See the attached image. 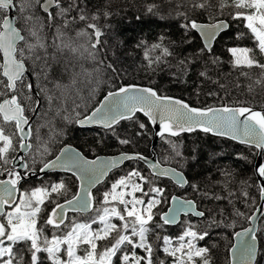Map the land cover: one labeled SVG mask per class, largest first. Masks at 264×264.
Masks as SVG:
<instances>
[{
    "label": "trees",
    "instance_id": "obj_1",
    "mask_svg": "<svg viewBox=\"0 0 264 264\" xmlns=\"http://www.w3.org/2000/svg\"><path fill=\"white\" fill-rule=\"evenodd\" d=\"M42 1L14 0L17 25L23 33L16 57L25 62L35 93L25 76L11 91L0 73V101L16 95L24 114L30 117L40 99L31 123L28 170H38L65 144L74 145L87 157L122 151L150 155L153 131L141 115L109 130L80 129L76 125L78 118L97 106L103 94L122 85L150 86L160 95L204 109L221 105L264 109V55L245 25V16L254 12L252 0H55L50 14L41 11ZM5 14L0 9V27ZM221 19L228 21V29L208 51L191 24ZM236 47H246L253 63L235 64L230 49ZM0 122L3 133L13 136L14 145L7 155L0 153V178L17 181L10 158L18 151L20 139L14 122H5L1 116ZM39 137L41 152L37 149ZM154 150L160 163L185 174V187L157 178L140 162L130 161L95 190L91 213L71 215L60 228L51 227L47 215L55 203L74 195L76 179L50 173L22 182L21 194L50 184L62 183L64 187L59 197L41 203L33 227L35 246L47 248L53 243L50 238L60 231L75 232L68 228L74 220L83 225L93 221L92 214L109 211L103 209L107 206H98L100 190L109 182L132 175L137 167L150 179L145 184L164 185L162 203L147 223L134 216L121 221L108 219L119 224L117 235L126 236L121 241L111 231L106 239L97 240L98 248L119 243L111 264H228L234 232L249 224L260 202L261 189L254 172L256 149L196 131L161 136ZM262 157L264 170V152ZM173 195L193 200L203 212L201 219L183 217L187 227L175 233L170 229L174 231L182 221L169 227L160 220ZM98 208L101 210L96 211ZM0 234H10L3 217ZM257 239L255 264H264V215L259 220ZM86 240L82 252L92 255L93 240ZM74 242L76 245L77 240ZM26 244L30 254L24 251L28 257L19 264L30 263L34 253L30 242ZM179 247L183 249L178 251ZM22 248L26 250V245ZM36 255L41 259L36 264H45L43 255Z\"/></svg>",
    "mask_w": 264,
    "mask_h": 264
},
{
    "label": "water",
    "instance_id": "obj_2",
    "mask_svg": "<svg viewBox=\"0 0 264 264\" xmlns=\"http://www.w3.org/2000/svg\"><path fill=\"white\" fill-rule=\"evenodd\" d=\"M55 6V0H43L40 3V9L45 14H50ZM0 8L7 11L0 29L1 73L6 78L11 91L15 89L16 81L26 76L30 91L35 93L25 62L18 59L15 54L23 34L16 24L14 0H0ZM191 26L204 48L210 51L215 39L228 29L229 24L225 19H221L213 22H193ZM39 105L38 97L33 114L27 117L16 95L0 101L2 120L15 123L20 139L19 149L11 160V166L18 180L0 178V217L17 203L22 182L45 177L50 173L69 174L77 181L74 195L56 203L49 211L47 223L53 228L62 227L70 215L91 213L95 206V190L112 172L130 161L140 162L157 178L166 179L178 187H185L187 185L185 174L173 166L160 163L154 148L161 136L177 137L199 131L252 147L257 151L254 172L261 189L260 202L250 216L249 224L234 232L232 245L228 251V264L256 263L259 254L257 230L259 220L264 215L263 108L221 105L204 109L191 106L176 97L160 95L150 86L122 85L103 94L97 106L89 114L78 118L76 125L80 129L109 130L123 120L131 119L137 114L141 115L153 131L150 155L122 151L87 157L74 145L65 144L38 170L25 171L24 156L31 147V123ZM186 216L198 219L203 217V212L197 208L193 200L173 195L169 199L168 207L160 214V220L166 226L174 227Z\"/></svg>",
    "mask_w": 264,
    "mask_h": 264
},
{
    "label": "rangeland",
    "instance_id": "obj_3",
    "mask_svg": "<svg viewBox=\"0 0 264 264\" xmlns=\"http://www.w3.org/2000/svg\"><path fill=\"white\" fill-rule=\"evenodd\" d=\"M252 2L255 7L254 12L245 16V25L257 41L258 49L264 55V0H252ZM241 16L244 15L241 14ZM25 19L28 20L29 16L25 17ZM230 52L233 56V62L237 65H250L253 63L246 47L231 48ZM12 147H14L13 136L9 133H3L2 129H0L1 156L7 155ZM37 149L39 152L43 151V143L42 140L40 142V137ZM208 156H212V154L208 153ZM148 180H150L148 175L146 176V174L142 173V169L136 167L132 175L128 174L122 181L109 182L98 194V197L100 196L98 206H107L103 207V209H109V211L92 214L93 221L83 225H81L82 222L77 224V220H74L68 224V228L71 231L75 230L74 233L71 234L70 231L65 230L60 231L54 238H50L53 243L44 249L35 246L33 227L36 223L37 213L40 210L42 201H52V197L61 195L64 190L63 184H50V186L31 190L26 194H21L20 192L17 203L7 209L2 216L4 225L10 230V234L3 236L0 234V238H3L0 241V264H19V262H24L28 257L24 251L29 252L27 241L30 242V249L34 252L31 254V260L28 264H36L38 260L41 261L36 255L39 253L43 255L45 264H84L87 260L90 261V264H111L110 259L117 251L119 243H114L108 248L104 246L98 248L99 242L97 240L106 239L111 231H113V236H117L121 241L126 238L122 234L117 235L116 229H119V224L111 223L108 220L112 217H117L118 221L123 220L127 216H134L138 220H143L144 223L151 220L152 215L162 203L164 185L158 182L159 185L152 182L145 184V181L148 182ZM168 203L166 204L167 207ZM98 210L101 209H96V211ZM185 218L192 217L186 216ZM92 225H97V227L95 229L91 228ZM183 227L185 229L187 227V221L185 220L174 231L171 229L170 231L175 233L177 230L183 229ZM87 238L93 240L92 255H88L85 251L82 252V243L87 241ZM74 240H77L76 245ZM166 242L168 241L166 240ZM24 244L26 245V250L22 248ZM183 247L186 251L188 250L187 247ZM183 247H179L178 251H181ZM174 264H177V262Z\"/></svg>",
    "mask_w": 264,
    "mask_h": 264
},
{
    "label": "flooded vegetation",
    "instance_id": "obj_4",
    "mask_svg": "<svg viewBox=\"0 0 264 264\" xmlns=\"http://www.w3.org/2000/svg\"><path fill=\"white\" fill-rule=\"evenodd\" d=\"M111 129H112V128H111ZM24 158H25V162H26V155L24 156ZM26 166H27V163H26ZM27 170H28V169L25 168V171H27Z\"/></svg>",
    "mask_w": 264,
    "mask_h": 264
}]
</instances>
